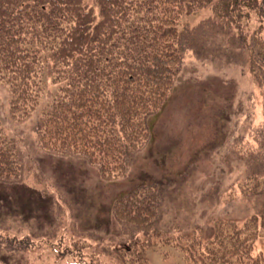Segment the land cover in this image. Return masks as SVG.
I'll use <instances>...</instances> for the list:
<instances>
[{"label":"trees","instance_id":"obj_1","mask_svg":"<svg viewBox=\"0 0 264 264\" xmlns=\"http://www.w3.org/2000/svg\"><path fill=\"white\" fill-rule=\"evenodd\" d=\"M207 8L211 15L196 25L182 23ZM253 13L261 28L251 32L244 22ZM262 28L264 0H0V83L13 121L39 112L33 131L41 149L84 160L107 181L126 177L151 140L149 118L167 103L188 56L203 64L213 55L245 60L260 93V122L246 111L247 133L236 142L243 177L224 193V202L239 195L252 202L254 213L240 223L215 220L206 244L198 236L162 238L165 191L146 183L114 202L121 235L100 241L94 232L80 234L65 252L86 264H150L148 250L163 244L179 251L183 264H264V253H253L264 237ZM20 143L6 135L0 111V186L25 180ZM0 246L26 250L10 237H0Z\"/></svg>","mask_w":264,"mask_h":264},{"label":"rangeland","instance_id":"obj_2","mask_svg":"<svg viewBox=\"0 0 264 264\" xmlns=\"http://www.w3.org/2000/svg\"><path fill=\"white\" fill-rule=\"evenodd\" d=\"M210 15L207 8L183 17L182 23L194 26ZM244 23L251 32L261 28L254 13ZM211 58L207 65L194 55L186 58L172 95L149 118L151 140L127 176L110 181L84 160L43 151L33 131L39 112L27 121H13L8 88L0 83L2 125L6 135L21 139L26 166L23 183L0 186V237L16 238L26 250L9 252L0 246V264H86L65 249L73 251L71 242L80 234L94 232L90 235L100 241L121 235L114 202L146 183L157 182L165 191L162 238L198 236L206 244L214 236L215 220L240 223L254 213L252 202L240 195L224 202V193L243 177L244 164L235 160L236 142L247 133L246 111L252 110L255 123L260 122V93L245 60L232 64L219 55ZM233 126L241 131L231 133ZM161 245L148 250L150 264H183L179 251ZM253 253H264V237Z\"/></svg>","mask_w":264,"mask_h":264}]
</instances>
